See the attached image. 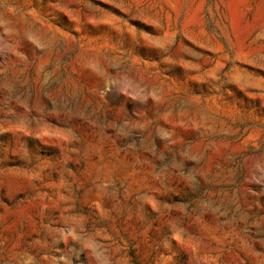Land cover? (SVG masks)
<instances>
[{
  "label": "rangeland",
  "instance_id": "obj_1",
  "mask_svg": "<svg viewBox=\"0 0 264 264\" xmlns=\"http://www.w3.org/2000/svg\"><path fill=\"white\" fill-rule=\"evenodd\" d=\"M0 264H264V0H0Z\"/></svg>",
  "mask_w": 264,
  "mask_h": 264
}]
</instances>
